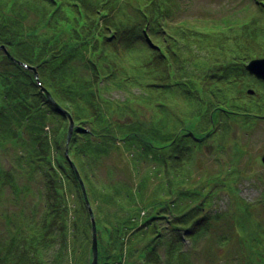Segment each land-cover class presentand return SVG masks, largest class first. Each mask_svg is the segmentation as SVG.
<instances>
[{
  "label": "trees",
  "instance_id": "trees-1",
  "mask_svg": "<svg viewBox=\"0 0 264 264\" xmlns=\"http://www.w3.org/2000/svg\"><path fill=\"white\" fill-rule=\"evenodd\" d=\"M186 1L0 0V212L8 187L31 200L0 213V264H91L71 163L98 264H264L260 207L214 205L240 182L224 137L264 119L244 70L264 58V0L220 16ZM42 88L74 121L68 157Z\"/></svg>",
  "mask_w": 264,
  "mask_h": 264
},
{
  "label": "rangeland",
  "instance_id": "rangeland-1",
  "mask_svg": "<svg viewBox=\"0 0 264 264\" xmlns=\"http://www.w3.org/2000/svg\"><path fill=\"white\" fill-rule=\"evenodd\" d=\"M188 1H186L185 3H193V7L191 9L193 15L206 16L213 13L216 16H220L224 15L227 11L238 7H243L248 14H252L255 10L254 4L251 2V0ZM24 66L29 67L32 72L33 68L36 69L35 67L27 66L26 64H24ZM244 70L248 75L249 83L254 84L253 86L247 87V90L245 89V94L248 98H254L256 96V90L260 89L264 91V81L258 80L254 76L250 75L245 67ZM36 81L39 82V76L38 80L36 79ZM245 83L246 82L243 81L240 85L245 86ZM248 89L255 90L254 94H249L247 92ZM249 123H235L230 133L224 137L225 141H228L227 146L229 147V154L231 156L237 157L236 165L238 167V170L240 171V179L237 178V180H240V182L238 184H232L235 187L234 192L230 191L227 188H222L219 191L218 198L215 199L214 204L215 206L221 208H228L229 205H232L233 208L236 209V212H240L241 214L246 210L242 206L240 201L244 203L255 202L257 206L260 207L261 212L264 213V163L262 161V157L264 156V119L260 118L257 121L252 120ZM211 147V144H208L204 147V150H210ZM191 156V165L193 168H197L196 163L193 161V154H191ZM72 193L74 195L73 188ZM11 196L12 195L10 194V188L8 187L6 189V196L1 202L2 209H4L0 212L1 214L10 213L11 211L9 210V207L11 206L12 209L19 210L21 209L22 204H31V200L29 199H25L24 201L21 199H14L13 203H10L9 199H12ZM73 198H75V195L72 197V199ZM259 202L263 203L258 204ZM108 210L110 211L111 209L108 208ZM257 211L260 212V210ZM27 212L29 211L27 210ZM1 222L5 224L0 227V230L5 231L6 229H8L5 220H1ZM254 224L255 223L252 221L246 222L247 231H250L253 228ZM237 231H239L241 234H245L246 232L240 226L237 227Z\"/></svg>",
  "mask_w": 264,
  "mask_h": 264
},
{
  "label": "water",
  "instance_id": "water-1",
  "mask_svg": "<svg viewBox=\"0 0 264 264\" xmlns=\"http://www.w3.org/2000/svg\"><path fill=\"white\" fill-rule=\"evenodd\" d=\"M4 51H5V53L8 54V52L6 50H4ZM244 67H245V69L248 71V73L250 75L254 76L258 80L264 81V58L252 59L248 63H245ZM32 70H33V72L35 74L36 79L38 80V74H37L36 69L33 68ZM42 91H43V93H45L47 95L49 101L54 106H56L58 109L62 110L69 118V128H68V136H67V143H66V154H67V157H68V145L70 143V140H71V137H72V134H73L74 121L71 118V116L66 111H64L55 102V100L52 98L51 94L45 88H42ZM247 92L249 94H254L255 90L248 89ZM262 161L264 163V156L262 157ZM71 167H72V169H73V171H74V173H75V175H76V177H77V179L79 181V184L81 186V189H82L83 195L85 197L86 204H87V206L89 208V213H90V216H91V223H92V262H91V264H98V238H97V229H96V224H95V220H94V217H93V212L91 210V207L89 205V202H88V199H87V196H86V190H85V187H84L83 180H82L77 168L75 167V165L73 163H71Z\"/></svg>",
  "mask_w": 264,
  "mask_h": 264
}]
</instances>
